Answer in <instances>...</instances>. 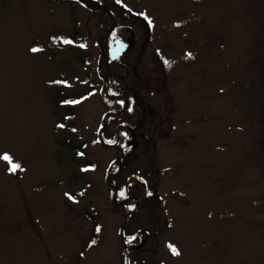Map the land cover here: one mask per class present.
<instances>
[{
	"label": "rangeland",
	"instance_id": "rangeland-1",
	"mask_svg": "<svg viewBox=\"0 0 264 264\" xmlns=\"http://www.w3.org/2000/svg\"><path fill=\"white\" fill-rule=\"evenodd\" d=\"M81 1L0 0V264H126V247L128 264H264V0H122L120 24L91 11L111 0ZM75 27L84 45L59 37ZM138 73L145 110L104 146L107 80ZM62 82L93 89L68 130Z\"/></svg>",
	"mask_w": 264,
	"mask_h": 264
},
{
	"label": "trees",
	"instance_id": "trees-1",
	"mask_svg": "<svg viewBox=\"0 0 264 264\" xmlns=\"http://www.w3.org/2000/svg\"><path fill=\"white\" fill-rule=\"evenodd\" d=\"M51 1L58 3V4H67L70 7H72V9H74L76 4H80L77 0H51ZM111 3H112V6H110L109 10L115 14L116 20L118 21L119 24H120V20L122 18H125L126 16L130 17V16L134 15V13L131 12L127 8V6L125 7V9H123V6H125V5H124V2L122 0H111ZM115 7H118L121 9V13L119 15L117 14ZM93 12H95V10H93ZM95 13L108 16L106 11L97 10ZM114 28H115V30L118 29V24H116V26H114ZM110 34L108 37H106L105 41L110 40V38H111ZM59 37H61V39L64 42L69 41L68 43H70L72 45H76V46L77 45H79V46L84 45V44H82V42H83L82 37L79 36L78 30L76 27L74 28L72 33H70L68 35L64 34V35H61ZM260 74H261V78L264 82V48L262 51V61H261ZM129 78L130 77H128V76H126L125 78H121L118 75H114L112 78V85L109 86V92L112 94L119 95L121 97H126L127 99H129V106L126 109H124L121 113L116 114V115H111L108 117L107 127L105 130L102 131V138L105 141H108V142L111 141V133L109 132V130H111L112 127L116 128V127H120V126L126 124L125 114L130 113V112L134 111L135 109H141V110L144 109V107L142 106V103L140 101V98L137 96V92L144 91V88H145L144 80L141 78V73L140 74L138 73L136 78H133L131 80L129 87L134 86L135 91L132 92V89H130V93L128 94L127 90L129 87H125V85H126V83H128ZM62 83H63L62 84L63 86H60L59 88L56 89V91L54 93L53 101H54L55 105L57 104L59 107H62L61 108L62 113L59 114V116L56 120L57 126L61 127L63 130H68L69 128L73 127V125H74L72 123V119L75 117V112L73 109V107H74L73 103H75V101H79V100L89 96L93 92V89L89 88V91L83 90L82 93H76L78 91H76L75 89L73 91H69L68 88H66L67 84L65 82H62ZM77 90H79V89H77ZM223 90L225 91V89H223ZM103 103L105 104V107L108 111H113L116 108H122L123 107V99H121V98H110L107 96H103ZM262 125H263V128H262L263 134L260 136L259 142H260V150H261V153L263 154V157H264V119H262ZM120 138H121V136H120ZM58 143L72 153V161L75 164H78L80 167H87L86 162L80 161L78 159V155L83 154L85 152V147H86L85 142H80V143L76 144L70 138L64 137L62 140L61 139L58 140ZM127 148H129L128 151L132 150V147H127ZM146 163H148V162H146ZM145 166L142 169H145ZM138 171L139 170L137 169L136 172H138ZM128 174L129 175H124L125 177H127V179H128V177H130L131 175H133L135 173L130 172ZM119 175L114 176V178L112 179V183H114L117 186L118 191L123 192L126 189L125 188L123 190V188L127 187V190H129L131 192V190H130L131 187L124 186V183L121 184L119 182V179H118ZM80 176H82V175H80ZM134 176L138 177L140 180L146 179L145 176L142 174L137 173ZM74 178L79 180V177H77V176H74ZM85 189H86V187H83V189L80 190V192L83 193L85 191ZM119 198L123 202L121 206L126 208L129 205V203L128 202L126 203L125 201H123L124 199H122V196L121 197L119 196ZM87 217L92 221V224H93L92 225V233H91V240H92V238L93 239L96 238V232L98 229V224L96 222V219L93 217V215L88 214ZM131 217H132V215H131Z\"/></svg>",
	"mask_w": 264,
	"mask_h": 264
},
{
	"label": "water",
	"instance_id": "water-1",
	"mask_svg": "<svg viewBox=\"0 0 264 264\" xmlns=\"http://www.w3.org/2000/svg\"><path fill=\"white\" fill-rule=\"evenodd\" d=\"M114 23H115V20H114V22L108 27V29H107L106 33L104 34L103 38H104V37L107 35V33L112 29ZM103 38H102V39H103ZM108 84H109V81H107L106 91H108ZM118 112H120V111H118ZM118 112H115V113H113V112H108V113H106V117H108V116H110V115H112V114H116V113H118ZM104 128H105V121L103 122L102 130H103ZM98 134L101 135V129H100V131L98 132ZM100 141H101V143H102L104 146H106V145L104 144V142H103L102 139H100ZM122 151H123V150L121 149V153H120V155H119V159H118V161L121 160ZM110 186H111V185H110ZM114 191H115V190H114ZM115 197H116V194L114 195V199H115ZM125 219H126V218H124L123 221H122V226H121V231H120V234H121V237H122L121 239H122V240H123V228H124V225H125ZM125 250H126L127 262H128L129 250H128L127 248H125Z\"/></svg>",
	"mask_w": 264,
	"mask_h": 264
},
{
	"label": "snow or ice",
	"instance_id": "snow-or-ice-1",
	"mask_svg": "<svg viewBox=\"0 0 264 264\" xmlns=\"http://www.w3.org/2000/svg\"><path fill=\"white\" fill-rule=\"evenodd\" d=\"M68 42H69V41H65V43H68ZM32 51L35 52V51H38V49L33 48ZM3 159L8 160V161H11V158H10L9 156H7V155H5V156L3 157ZM17 168H19V165H17V164H12L11 171H15ZM93 243H94V242H93ZM172 251H173V253L176 254V255L179 254L174 248L172 249Z\"/></svg>",
	"mask_w": 264,
	"mask_h": 264
}]
</instances>
